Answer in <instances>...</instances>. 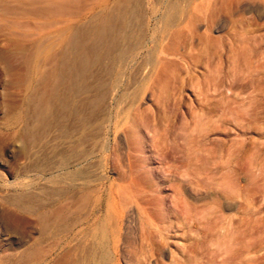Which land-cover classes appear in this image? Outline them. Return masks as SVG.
Listing matches in <instances>:
<instances>
[{"label":"bare ground","instance_id":"obj_1","mask_svg":"<svg viewBox=\"0 0 264 264\" xmlns=\"http://www.w3.org/2000/svg\"><path fill=\"white\" fill-rule=\"evenodd\" d=\"M23 1L13 0L11 3L16 5H10V0L9 3L0 0V24L8 26L12 23L25 31L48 36L47 39L56 33V41L53 45L50 43L45 55V61H50L46 63H52L53 77L51 82L44 84L48 89L41 95L32 93L31 86L34 83L41 86L47 82V70L39 55H34L33 59L30 57L33 77L25 101L28 107L27 122L32 123L31 127V124L26 125L25 130L29 145H35L33 142H39L36 140L45 133L42 129L48 123L51 110L57 138L70 139V144L74 139L72 145L67 144L70 148L68 154H65L68 151L65 149L54 151L57 152L55 157L58 155L60 158L57 168L65 172L70 169L66 172L69 180L55 184L57 199L53 202L42 199L36 205L27 204L25 208L28 213L37 214L40 237L23 262L28 258L34 264H119L124 218L133 210L139 219L141 256L147 260L153 258L160 249L155 251L152 237L156 233L163 240L169 237V230L173 226L171 217L183 224V217L189 218L192 213V221H188L195 227L202 225L197 217L198 206L193 204L195 201H189V198L198 200V197L196 192L189 190L188 185L196 187L205 183L211 175L209 164L231 156L232 152L224 153L202 146L201 141V145L196 144V147H187L184 140L183 146L175 142L171 147L160 143L159 139L151 150L153 156H160L157 161L167 164L164 165L169 166L176 177L172 183L174 198L165 208L163 200L160 202L156 197L147 195L148 190L157 183L153 184L147 178L150 171L138 162L145 163L153 160V157L134 147V134L130 128L139 110L130 90L142 85L144 94L151 92L156 83L168 81L179 72L181 62L188 59L192 64L198 63V56L217 41L228 40L230 50L242 53L262 50L263 37L257 33L263 29L260 30L258 23L257 28L253 23L256 29H252V19L245 15L254 12L256 18H260L263 11L259 5H263L264 0H179L177 5H138L136 2L135 6L123 5L124 0H99L91 7L86 8V5L84 9L81 2L79 5L69 4H77V0H62L65 5H59L58 0H26V5H23ZM96 9L100 13L92 19ZM58 15L71 16L69 24L61 32L60 27L57 29L56 20H53ZM45 18L50 20L42 22L41 19ZM228 23L232 24H229L231 27H228ZM215 28H222L226 36H213ZM7 43L3 44V48L8 47ZM108 59L112 63H107ZM113 74V81L107 83L106 75ZM120 115L128 120V126H120L117 120ZM66 120H72L73 124L64 131ZM107 121L110 123L108 129L115 130L113 141L108 138ZM120 132L124 139L117 137ZM179 139H182L181 136ZM109 144L112 145L111 150L107 147ZM83 146L87 147L86 152L81 150L83 154H77ZM88 146L92 148L88 150ZM108 151L112 154V161L103 155L102 160L95 162L96 155ZM54 160L57 161L56 158ZM110 162L118 164V182H105L104 177L96 172ZM183 168L186 169L184 172H178ZM166 178L170 181L173 175ZM227 200L232 202V198ZM51 239H54V245L45 248L44 243ZM146 244H150L151 253L146 250ZM241 250L240 256L245 260L244 246ZM141 259L138 264H144Z\"/></svg>","mask_w":264,"mask_h":264},{"label":"rangeland","instance_id":"obj_2","mask_svg":"<svg viewBox=\"0 0 264 264\" xmlns=\"http://www.w3.org/2000/svg\"><path fill=\"white\" fill-rule=\"evenodd\" d=\"M4 1L9 3V0ZM11 1L13 3V0H10V5H16ZM98 1L77 0V4H69L79 5L81 2L80 5L84 9L86 5L88 8ZM178 1L124 0L123 5H177ZM58 2L59 5H65L62 0ZM23 5H26V0ZM259 7L263 11L260 18H256L254 12L246 14L245 17L252 19V29H256L258 24L260 30L263 29L257 33L263 37L262 50L242 53L230 50L231 43L228 40L217 41L198 56V63L192 64L188 59L181 62L179 72L167 79L168 81L156 83L157 88L154 86L151 92L144 94L145 88L142 85L131 88V96L137 100L139 110L130 128L134 134V147L155 159L138 164L145 166L148 172L150 171L147 178L153 184H158L149 189L147 195L150 198L156 197L160 202L163 200L165 208L170 206L174 196L172 183L174 184L176 177L171 168L165 166L167 164L157 161L160 156H153L151 150L159 139L160 143L171 147L176 143L183 146L184 142L187 147L203 144L202 146L206 145L220 152L230 151L232 155L209 164L211 175L202 186L188 185L189 190L196 192L198 197V200L189 198V201H195L193 204L198 206L197 217L202 225L193 226L190 222L192 213L189 218L183 217V224L177 223L178 221L171 217L173 226L169 230V237L163 240L158 233L152 237L155 251L160 249L153 258L147 260L141 256L139 219L135 210L127 214L119 244V264H138L140 258L144 264L146 261V264H264V1ZM99 13L100 10L96 9L92 19L97 18ZM70 19L71 16L67 15L53 17L57 29L60 27L59 32L69 24ZM47 20L50 18L41 19L42 22ZM84 23L86 24V21ZM253 23L256 28H253ZM229 24L228 27H231L232 24ZM5 25L0 28V264H34L28 258L25 262L23 259L26 260V254L40 237L38 217L37 214L25 211V208L30 203L38 204L42 199L49 202L57 199L54 194V188L57 186L55 184L68 181L70 177L66 172L70 169L65 172L57 168L60 158L58 155L55 157L57 152L54 151L65 149L68 150L65 154H68L74 139L70 144V139L57 138V128L54 127L51 110L48 123L42 129L45 132L44 137L41 136L43 139L39 137L36 140L39 142L29 145L25 130L26 125L31 124V127L32 123L27 122L28 107L25 101L33 77L30 61L34 55H39L41 63L45 64L44 69L47 70V82L40 84L41 86L37 83L31 86L32 93L41 95L48 89L44 84L51 82L53 77L52 63H46L50 61H45V55L49 46L55 43L56 33L47 39L48 36L42 37L35 34V31H25L12 23ZM212 35L225 37L226 31L215 28ZM4 43L9 44L8 47L6 45L7 48H3ZM110 61L112 60L108 59L107 63ZM114 77L115 74L106 75V82L111 83ZM52 102L53 100L51 105ZM117 120L120 126L129 125L124 115H120ZM71 121H64V131L72 126ZM105 126L109 132V140L113 141L116 137L115 130L108 129V121ZM154 136H157V139ZM174 136H181L182 139H176ZM117 137L124 139L122 132ZM59 145H62L61 148ZM83 147L78 149L77 154L86 152L87 147ZM107 147L111 150L112 145ZM89 148L92 147L88 146V150ZM108 152L96 155L95 162L102 160L103 155L112 161V154ZM50 155L52 157L48 158ZM185 170L183 168L178 172ZM119 171L118 164L110 162L96 172L108 182L117 180ZM170 175H173V179L169 181L166 177ZM58 179L61 182H57ZM49 192H52L53 197ZM227 198H232V202ZM154 207L157 208V205ZM52 240L54 241L51 239L45 242L44 247L54 245L55 241ZM243 246L247 258L245 260L240 256ZM146 250L151 253L150 244H146Z\"/></svg>","mask_w":264,"mask_h":264}]
</instances>
